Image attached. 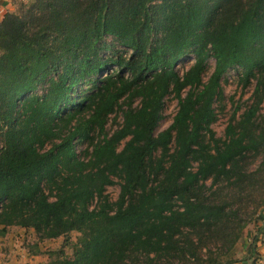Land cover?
Returning <instances> with one entry per match:
<instances>
[{"label":"trees","instance_id":"16d2710c","mask_svg":"<svg viewBox=\"0 0 264 264\" xmlns=\"http://www.w3.org/2000/svg\"><path fill=\"white\" fill-rule=\"evenodd\" d=\"M17 7L0 20V232L79 234L71 257L58 250L44 264H141L235 244L243 216L264 208V0ZM230 69L254 85L220 140L214 103ZM168 96L176 110L157 131ZM257 242L219 264H264Z\"/></svg>","mask_w":264,"mask_h":264},{"label":"rangeland","instance_id":"374dc122","mask_svg":"<svg viewBox=\"0 0 264 264\" xmlns=\"http://www.w3.org/2000/svg\"><path fill=\"white\" fill-rule=\"evenodd\" d=\"M27 1L28 0H16L17 3L14 5L13 11L18 8L17 6L19 4L26 3ZM191 63L192 56L186 57L184 61L178 65V73L181 75ZM213 63L214 62L212 58L207 61L205 72L203 74V81H205L207 76L212 72ZM253 85L254 81L251 80L249 84L243 87L239 81V75L235 70L230 69L221 77L220 88L222 97L214 103L216 120L211 125V130L213 131L214 137L216 139H224V129L233 112L234 107L237 106V104L243 105V103L249 97ZM175 110V99H173L171 96L166 97L164 100V108L162 112L163 118L159 122L157 131L163 130L168 127V125L171 123V119L175 113ZM239 112L240 110L236 113V117ZM119 121V113L111 115L107 121L106 130L108 132H112ZM86 150H90V148L87 147L86 143L76 146V151L80 158L83 157L84 159H86ZM104 193L110 201H114L118 193V180L114 179L113 185L107 186ZM255 212V215H252L251 212H248L245 216H243L246 223L245 228L243 229L237 242L233 244L229 249L223 248V245L217 241L210 240L208 243H206V247L204 246L201 248H196L194 257L185 254V256L177 255L173 256V258L168 257L156 259L152 262L141 259V264H219V260H226L228 258L239 261L242 260L244 256H247V247L251 243L254 235L258 239V242L256 244L258 252H264V208H259ZM29 235L30 237L28 238L27 236L26 240L28 241H26V244L29 246V248H32L31 252L38 255L39 259L37 261V264H44L50 259L52 260L53 258H55L54 253L58 250H61L63 252L64 257H71L74 243L77 241L79 234L77 232H71L66 236H62L56 239H44L40 241H37L35 235H33L32 233ZM192 241L197 245V239L195 238V236L192 237ZM31 242H36V245L34 244V246H31ZM235 264H242V261Z\"/></svg>","mask_w":264,"mask_h":264},{"label":"crops","instance_id":"0c3cea01","mask_svg":"<svg viewBox=\"0 0 264 264\" xmlns=\"http://www.w3.org/2000/svg\"><path fill=\"white\" fill-rule=\"evenodd\" d=\"M16 3V0H9L7 3L0 0L4 10L3 13H0V20L5 12L14 10ZM31 233L34 235L32 229L22 227H8L3 233H0L3 234L0 235V264H37L38 255L31 252L32 248L26 244L27 236L29 238ZM34 244L36 245V242H31V246Z\"/></svg>","mask_w":264,"mask_h":264},{"label":"built area","instance_id":"2783aa9c","mask_svg":"<svg viewBox=\"0 0 264 264\" xmlns=\"http://www.w3.org/2000/svg\"><path fill=\"white\" fill-rule=\"evenodd\" d=\"M9 0H2V2H5V3H7ZM3 8H2V6H1V4H0V13H3Z\"/></svg>","mask_w":264,"mask_h":264}]
</instances>
